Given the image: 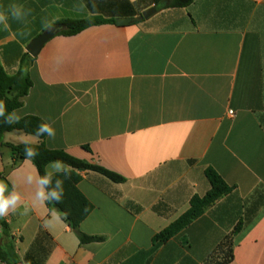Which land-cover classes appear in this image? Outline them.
Segmentation results:
<instances>
[{
  "label": "crops",
  "instance_id": "obj_1",
  "mask_svg": "<svg viewBox=\"0 0 264 264\" xmlns=\"http://www.w3.org/2000/svg\"><path fill=\"white\" fill-rule=\"evenodd\" d=\"M28 11L13 19L11 5ZM154 0H0V64L32 85L17 110L50 123L49 149L125 178L80 172L93 210L78 233L47 204L0 217L16 264H214L213 252L238 222L229 264H264V0H193L129 25L103 23L56 34L35 58L27 45L63 20L137 17ZM63 28V26H62ZM61 28V29H62ZM28 55L30 59L25 58ZM233 112V116L229 114ZM39 144L12 131L0 143V181L31 205L33 188L6 144ZM212 169L230 192L164 243L153 238L210 189ZM46 170V168H45ZM60 216V215H59ZM0 264H5L0 261Z\"/></svg>",
  "mask_w": 264,
  "mask_h": 264
},
{
  "label": "trees",
  "instance_id": "obj_2",
  "mask_svg": "<svg viewBox=\"0 0 264 264\" xmlns=\"http://www.w3.org/2000/svg\"><path fill=\"white\" fill-rule=\"evenodd\" d=\"M193 0H154L155 4H163L167 8H186ZM115 23V20H105L98 17H92L82 20H63L58 22L63 26L57 34L63 36L74 35L88 27L99 25L103 23ZM1 26V23H0ZM25 58H29L25 55ZM32 82L28 72L19 70L15 75L9 76L3 70L0 64V100L6 104L7 112H12L14 109L22 105V99L27 95ZM6 112V114H7ZM44 122L36 116H25L18 123L5 124L3 118H0V143H2L3 135L6 132H22L35 136V129L39 123ZM46 136L39 137L41 140L39 144H6L11 151L13 165H18L25 160L24 149L26 146L34 148L39 155L34 157L31 162L34 164L40 175H43L45 168L49 161L61 160L71 166V178L64 179L63 175H58L55 178L64 180V195L62 202L46 203L49 209L56 210L63 221L74 231L78 233V240L81 245L101 242L102 237L89 236L79 231L81 223L89 216L93 210L91 202L80 192L77 187L81 177L80 172H95L113 183H124L125 178L111 170H108L100 165L92 164L87 161L75 158L63 150L49 149L45 146L42 140ZM205 176L209 182L210 189L202 197L193 196L189 202L188 210L183 213L178 219L172 222L168 227L160 231L153 238L154 243H164L178 232L185 229L192 221L200 217L211 205L217 200L230 192V187L222 180V178L212 169L205 170ZM242 222H238L230 234L226 236L223 241L213 252L214 264H229L232 261L233 239L241 231ZM8 227L6 223L0 221V261L5 264H16L17 259L13 252L12 246L4 239L8 237ZM25 263L30 264L29 257L26 256Z\"/></svg>",
  "mask_w": 264,
  "mask_h": 264
},
{
  "label": "clouds",
  "instance_id": "obj_3",
  "mask_svg": "<svg viewBox=\"0 0 264 264\" xmlns=\"http://www.w3.org/2000/svg\"><path fill=\"white\" fill-rule=\"evenodd\" d=\"M10 15L13 19L23 20L27 15L22 5H11ZM8 14L0 12V23L4 24L7 28ZM6 104L3 100H0V118H3V123L14 124L18 123L22 117L17 110L7 112ZM35 137L39 138L47 136L49 138H55L56 130L50 123L42 122L39 123L35 129ZM25 145H28L30 141H22ZM39 153L32 147L26 146L24 149V156L26 160L31 161L34 157L38 156ZM63 175L64 179L71 178V166L65 162L57 159L49 161L46 170L43 175H40L39 170L28 171L24 174L23 182L33 188V195L31 205L23 203V195L17 189L15 184L9 189V184L0 181V217H5L9 213H16L17 210L23 207L22 214L27 215L30 211L40 205L46 203L62 202L64 195V180L55 178L58 175ZM61 217L53 213L51 220H45V224H51L53 221H60Z\"/></svg>",
  "mask_w": 264,
  "mask_h": 264
},
{
  "label": "water",
  "instance_id": "obj_4",
  "mask_svg": "<svg viewBox=\"0 0 264 264\" xmlns=\"http://www.w3.org/2000/svg\"><path fill=\"white\" fill-rule=\"evenodd\" d=\"M163 8L162 5H153L152 7L146 9L143 11L139 16L137 17H127V18H117L115 19V24L118 26H125L132 24L134 22H137L139 20H147L157 14L159 11H161ZM62 28V25L58 24L53 26L52 28L44 31L43 33L39 34L37 37H35L26 47V52L33 58L37 56L43 45L51 39L54 35L57 34V32Z\"/></svg>",
  "mask_w": 264,
  "mask_h": 264
},
{
  "label": "built area",
  "instance_id": "obj_5",
  "mask_svg": "<svg viewBox=\"0 0 264 264\" xmlns=\"http://www.w3.org/2000/svg\"><path fill=\"white\" fill-rule=\"evenodd\" d=\"M229 114H230L231 116H233V112H232V111H229Z\"/></svg>",
  "mask_w": 264,
  "mask_h": 264
}]
</instances>
